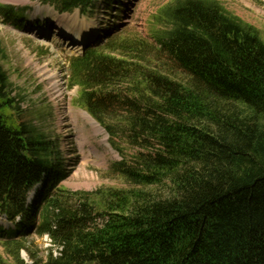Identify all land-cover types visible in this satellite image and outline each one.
Here are the masks:
<instances>
[{"label": "trees", "instance_id": "obj_1", "mask_svg": "<svg viewBox=\"0 0 264 264\" xmlns=\"http://www.w3.org/2000/svg\"><path fill=\"white\" fill-rule=\"evenodd\" d=\"M38 1L90 15L116 0ZM147 26L69 63L123 186L63 187L59 147L16 116L0 64V216L20 217L0 228V264H28L22 250L32 264H264V39L218 0H172ZM46 233L60 255H40L31 236Z\"/></svg>", "mask_w": 264, "mask_h": 264}, {"label": "rangeland", "instance_id": "obj_2", "mask_svg": "<svg viewBox=\"0 0 264 264\" xmlns=\"http://www.w3.org/2000/svg\"><path fill=\"white\" fill-rule=\"evenodd\" d=\"M171 1L116 0L112 6L100 1L90 15H83L78 9L62 13L38 0H0V4L25 9L27 16L23 21H14L0 10V64L9 75L12 96L20 102L16 116L31 123L59 147L60 157L71 171L63 187L93 191L123 186L124 182L110 173L112 164L121 160L120 154L111 146L106 130L99 124L101 131L96 128L87 116L89 113L77 103L80 88L69 85L70 59L82 50L72 48L70 52L76 50L75 53L68 52V39L55 35L54 27L64 23L85 32L90 42L103 38L98 31L111 28L117 33L113 38L143 37L148 19ZM218 1L230 13L254 25L264 39V0ZM127 153H133L130 147ZM35 192H31L30 199ZM11 226V222L0 216V228L13 231L15 228ZM31 237L42 257L46 258L50 248L56 252L49 240L36 234ZM0 253L7 257L1 245ZM22 255L29 260L25 250Z\"/></svg>", "mask_w": 264, "mask_h": 264}, {"label": "bare ground", "instance_id": "obj_3", "mask_svg": "<svg viewBox=\"0 0 264 264\" xmlns=\"http://www.w3.org/2000/svg\"><path fill=\"white\" fill-rule=\"evenodd\" d=\"M53 31H54L55 35L62 37L63 39H64V37L68 38L67 47H66V50L68 52L72 51L71 50L72 48H74V49L76 48L77 51H80L82 48V44L86 43L87 39H89V36L85 32L69 28L66 24L60 23V22L58 23V25H56L54 27ZM53 50H54V47H53ZM76 50H74L73 52H70V53H75ZM46 65H43V66L45 67ZM87 116L91 119L90 121L95 125V127L100 129L97 122L94 119H92L89 115H87ZM100 131H101V129H100Z\"/></svg>", "mask_w": 264, "mask_h": 264}]
</instances>
